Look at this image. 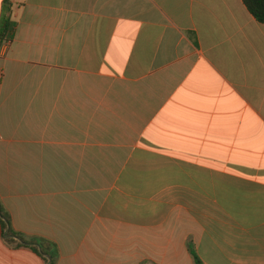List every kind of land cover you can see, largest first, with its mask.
Segmentation results:
<instances>
[{
  "label": "crops",
  "instance_id": "0c3cea01",
  "mask_svg": "<svg viewBox=\"0 0 264 264\" xmlns=\"http://www.w3.org/2000/svg\"><path fill=\"white\" fill-rule=\"evenodd\" d=\"M5 20L0 264H47L5 220L56 264H264V24L243 0H0Z\"/></svg>",
  "mask_w": 264,
  "mask_h": 264
},
{
  "label": "trees",
  "instance_id": "16d2710c",
  "mask_svg": "<svg viewBox=\"0 0 264 264\" xmlns=\"http://www.w3.org/2000/svg\"><path fill=\"white\" fill-rule=\"evenodd\" d=\"M243 1L248 11L255 17V19L259 23L264 24V0H243ZM11 32H12V29H11V24L9 20L3 21V23L0 26V43L3 40H5L8 34H10ZM4 226H5L4 237L7 241L12 242L13 240H16V241L20 240L19 245L33 247L35 251H37L42 256H44L47 264H56L57 251L55 249L53 250L52 248H50V249L45 250L41 248V244L39 241H36L37 243L25 242L18 234L12 231L8 220L4 221ZM190 253L192 254L195 260V264H202L193 247H190Z\"/></svg>",
  "mask_w": 264,
  "mask_h": 264
},
{
  "label": "built area",
  "instance_id": "2783aa9c",
  "mask_svg": "<svg viewBox=\"0 0 264 264\" xmlns=\"http://www.w3.org/2000/svg\"><path fill=\"white\" fill-rule=\"evenodd\" d=\"M3 43H4L5 45H8V42H6V41H4Z\"/></svg>",
  "mask_w": 264,
  "mask_h": 264
}]
</instances>
